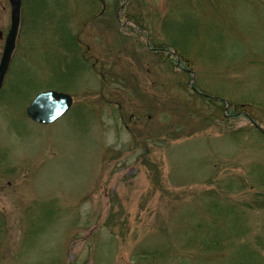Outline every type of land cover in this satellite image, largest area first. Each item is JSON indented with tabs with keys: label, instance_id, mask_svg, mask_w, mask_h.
I'll return each mask as SVG.
<instances>
[{
	"label": "rangeland",
	"instance_id": "obj_1",
	"mask_svg": "<svg viewBox=\"0 0 264 264\" xmlns=\"http://www.w3.org/2000/svg\"><path fill=\"white\" fill-rule=\"evenodd\" d=\"M11 15L0 0V62ZM172 42L180 66L155 54ZM50 89L73 107L38 124ZM0 264H264V0H23Z\"/></svg>",
	"mask_w": 264,
	"mask_h": 264
},
{
	"label": "water",
	"instance_id": "obj_2",
	"mask_svg": "<svg viewBox=\"0 0 264 264\" xmlns=\"http://www.w3.org/2000/svg\"><path fill=\"white\" fill-rule=\"evenodd\" d=\"M10 4L12 20L0 63V91L4 85L16 49L17 37L21 27L23 0H10ZM72 105L73 98L71 95L50 90L38 94L28 106L27 112L33 121L48 125L66 114Z\"/></svg>",
	"mask_w": 264,
	"mask_h": 264
},
{
	"label": "trees",
	"instance_id": "obj_3",
	"mask_svg": "<svg viewBox=\"0 0 264 264\" xmlns=\"http://www.w3.org/2000/svg\"><path fill=\"white\" fill-rule=\"evenodd\" d=\"M167 26H170V22H168L167 21ZM172 27H173V24H172ZM174 45L176 46V44L174 43V42H172V45L170 44L169 46L168 45H163V47H161L162 49H166V50H164L166 53H168V54H170V52L172 51V49L171 48H173L174 47ZM172 52H174V51H172ZM174 54L175 55H177L178 57H180L181 58V60H182V57L180 56V54L178 55V54H176L175 52H174ZM173 55V54H172ZM184 68H186V69H188V70H192L190 67H188V66H184ZM185 71V70H184ZM193 71V70H192ZM185 72H187V71H185ZM188 73V72H187ZM196 85V84H195ZM196 88H198L199 90H201L199 87H198V85H196ZM202 92H205V91H203V90H201ZM206 93V92H205ZM200 96V95H199ZM201 98H204L205 99V97L204 96H200ZM206 100H208V99H206ZM209 101L210 102H215V103H222V104H224V108H226V103H225V101H217V100H215V99H209ZM226 101H229V100H227L226 99ZM230 110V109H229ZM230 114V113H229ZM237 114H241V115H249L250 117V119L252 120V121H256V118L254 117V116H252L250 113H245L244 111L241 113V112H237L236 113V115ZM231 115V114H230ZM221 209V207H219L218 208V211H219V213H222L221 214V216H224L225 217V212H226V217H230V216H232L233 215V217L235 216V214H236V211H235V209L234 208H228V209H226V210H220ZM218 212H217V214H219ZM219 216V215H218ZM231 219V218H230ZM235 220H234V223H231L232 224V230L234 231L235 230ZM218 243V242H217ZM217 243H216V245H217Z\"/></svg>",
	"mask_w": 264,
	"mask_h": 264
},
{
	"label": "bare ground",
	"instance_id": "obj_4",
	"mask_svg": "<svg viewBox=\"0 0 264 264\" xmlns=\"http://www.w3.org/2000/svg\"><path fill=\"white\" fill-rule=\"evenodd\" d=\"M58 122V121H57Z\"/></svg>",
	"mask_w": 264,
	"mask_h": 264
}]
</instances>
